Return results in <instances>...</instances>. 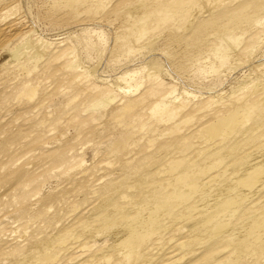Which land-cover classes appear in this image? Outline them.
Segmentation results:
<instances>
[{"label":"bare ground","instance_id":"bare-ground-1","mask_svg":"<svg viewBox=\"0 0 264 264\" xmlns=\"http://www.w3.org/2000/svg\"><path fill=\"white\" fill-rule=\"evenodd\" d=\"M38 17L82 26L88 59L162 43L184 81L249 72L227 99L142 67L110 84L0 0V264H264V0H41ZM97 23L119 26L109 49Z\"/></svg>","mask_w":264,"mask_h":264},{"label":"rangeland","instance_id":"rangeland-1","mask_svg":"<svg viewBox=\"0 0 264 264\" xmlns=\"http://www.w3.org/2000/svg\"><path fill=\"white\" fill-rule=\"evenodd\" d=\"M40 6H41V0H24V7L27 10V12L29 13L30 17L34 21L33 25L35 27L36 34L48 42H56L57 40H63L64 38L71 39L72 42L77 47L76 53L81 59L82 66L84 68L86 67V69H88V70L90 69L93 71L95 69H97V67L99 66L98 69L95 71L100 76H104V78L110 84H114L117 77L125 74L129 70L142 67L141 69H143L144 71L158 72V75L160 76V78L165 83H167L169 85H173L174 87H176L177 90H176L175 94L179 95L182 90L183 91L188 90L187 92H189V93L192 92V93L199 94L201 92L205 96H207V95L217 96L219 94H223L224 95L223 98L227 99L226 97H228L231 90L233 88H235V86L237 87L238 85H240L244 80V75H246V73L249 72L248 69H246V67L237 69V70L233 71L231 74H229V76L225 77L223 84L219 85V86L218 85H212L210 83H205L202 81H200L201 83L200 82L194 83L193 81H190V79H187V78H185V81H184V78L182 79L174 71L172 63L170 64L168 61L164 60L162 53H163V50L165 48H162V47H164L162 45V43L157 44V45H155L154 48L149 49L151 52L149 50H147L144 52V54H142L141 56H136V58H132L133 60L131 62H127L126 64L108 63L104 56L101 57L98 61H96L95 58L88 59L85 57V54H83L82 49L77 44V40L81 39L80 34L84 30L83 27L82 26H74V27L71 26V27H68L67 29H65V28L64 29H52L51 27L46 26L45 23L41 20V18L38 17V10L40 9ZM92 27H93L92 29L97 30V31L99 30V32H102L103 36L106 38L105 40H107V46H108V42L112 41L111 39H113L112 37H114L113 33H115L117 31L119 26L115 25L111 28V27H108L104 24L101 25L100 23H97L96 25H94ZM118 31H120V30H118ZM110 33H112V34H110ZM109 48L110 47L108 46V49ZM106 49L107 48H105V50ZM164 62H165V64H164ZM170 71H172V72H170ZM173 72H174V75L172 74ZM204 81H207V79H205ZM226 91H227V93H226ZM93 140L97 141L98 139L94 138ZM87 146H89V145H87ZM84 158L86 161L90 162L92 159V152L89 151L88 155H87V153H85ZM52 185H54V182H51L50 184H48L44 188L43 192L45 193L49 189V187ZM8 217H7L8 219L5 218L6 222H9V224H11V225L7 224V229H13V230L14 229L16 230L17 228L19 229L20 222L25 220L24 218H21L19 216H18L19 217V220H18V217L16 214H13V215L11 214ZM13 224H14V226H13V228H11ZM18 229H17V231H18Z\"/></svg>","mask_w":264,"mask_h":264}]
</instances>
